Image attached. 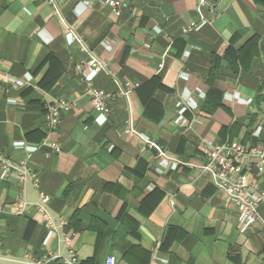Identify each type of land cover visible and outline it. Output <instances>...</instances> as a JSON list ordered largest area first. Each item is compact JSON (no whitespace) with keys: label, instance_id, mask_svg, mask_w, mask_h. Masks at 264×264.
<instances>
[{"label":"crops","instance_id":"0c3cea01","mask_svg":"<svg viewBox=\"0 0 264 264\" xmlns=\"http://www.w3.org/2000/svg\"><path fill=\"white\" fill-rule=\"evenodd\" d=\"M119 1L117 17L94 0H55L107 64L95 86L109 94H118L116 80L133 87L129 102H107L101 126L79 70L87 57L53 7L0 0V264H26L29 253L69 258L64 234L74 235L81 264L108 256L116 264H264V223L241 233L238 210L198 168L207 142L264 147V0H211V23L188 35L184 27L200 22L198 0ZM55 101L74 104L54 134L61 152L34 154L27 168L38 184L25 185L30 206L44 194L56 223L67 222L46 245L35 208L14 214L20 185L15 170L2 178V163L26 159L13 143L44 140L45 108ZM179 102L196 106L184 126ZM129 104L136 131L183 163L178 170L160 173L155 152L126 132ZM259 213L264 222V207Z\"/></svg>","mask_w":264,"mask_h":264},{"label":"built area","instance_id":"2783aa9c","mask_svg":"<svg viewBox=\"0 0 264 264\" xmlns=\"http://www.w3.org/2000/svg\"><path fill=\"white\" fill-rule=\"evenodd\" d=\"M48 2L61 19L63 25L67 28V38L70 44H76L85 53L86 60L79 67L83 81L86 85L85 93L89 97L92 107L96 113V122L103 126L108 121L109 108L107 102L117 97H123L130 101L133 87L123 85L119 81H115L118 88V94H109L95 86V79L103 72H107V64L95 55L84 43L83 39L69 26L67 21L61 15V11L56 5L55 0H44ZM101 2L112 8L115 16L119 17L125 5L119 0H94ZM197 11L200 22L184 27L183 34L188 35L192 32L200 31L204 26L211 23V16L215 13V9L211 4V0H198ZM29 82V81H27ZM26 82L18 81L16 85L24 86ZM10 103H15L9 101ZM130 106V104H129ZM180 109V116L177 124L184 126L187 121L184 119L188 109L196 108L190 103L184 105L182 102L177 104ZM74 108V104L65 101H55L48 104L45 108V117L47 121V132L44 140L39 144H28L27 142H15L13 148L17 151H23L26 159L19 166H12L8 163H2V178L8 173L15 170L17 180L20 185V192L14 205V214L16 216H24L29 208H35L42 217L43 223L48 230V238L45 244L55 233L58 225L65 227L67 222L60 219L58 224L51 216L48 204L50 198L44 194H40V202L30 206L25 198V185L29 180L37 186L38 179L27 168L28 161L34 154L42 149L49 151L51 154H59L60 146L54 139V134L60 124L63 114L70 113ZM130 120L128 122L126 132L138 136L145 144L146 148L154 151L159 159V172L164 173L170 170H178L181 163L178 159L169 155L158 141L136 131L132 117L131 106L129 107ZM258 132L255 134L257 136ZM206 162L198 165V168L211 176L215 187L224 193L230 202L236 207L239 213L240 232L245 233L257 222H263L259 213L260 208L264 207V189L261 180L264 178V147L256 145H246L239 142H229L225 144H214L207 142L204 150ZM71 234H64L63 243L66 248L70 249L71 256L63 258L60 255L48 252L43 256H36L33 253L26 255V264H81L76 254L71 250L73 241ZM105 264H116L114 256H108Z\"/></svg>","mask_w":264,"mask_h":264}]
</instances>
